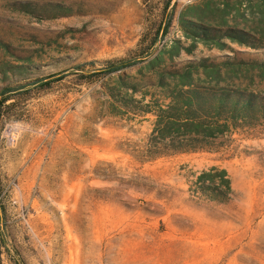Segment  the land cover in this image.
Listing matches in <instances>:
<instances>
[{
  "label": "rangeland",
  "instance_id": "374dc122",
  "mask_svg": "<svg viewBox=\"0 0 264 264\" xmlns=\"http://www.w3.org/2000/svg\"><path fill=\"white\" fill-rule=\"evenodd\" d=\"M24 1L72 14L38 18L17 9ZM162 1L149 0L147 9L142 0H0V67L29 70L6 80L0 73V100L4 87L23 86L0 122V264H264V119L231 127L214 150L149 148L155 113L171 98L147 85L158 57L167 69L201 59L264 61V0H173L169 32L144 60L78 76L106 60L140 58ZM182 14L205 27L244 30L259 47L188 38ZM44 77L51 84L40 86ZM193 77L264 93L258 67H222L211 76L199 69ZM213 166L231 179L226 203L196 192L197 175Z\"/></svg>",
  "mask_w": 264,
  "mask_h": 264
},
{
  "label": "trees",
  "instance_id": "16d2710c",
  "mask_svg": "<svg viewBox=\"0 0 264 264\" xmlns=\"http://www.w3.org/2000/svg\"><path fill=\"white\" fill-rule=\"evenodd\" d=\"M142 1L148 9L149 0ZM172 1H162L161 19L158 21L159 24L155 30L154 38L147 46V49L142 52L140 58L106 60L100 69L88 74L79 73V78L84 80L89 78L90 80L96 76L109 75L134 66L149 56L158 38L160 36L165 37L173 23L176 3L172 5ZM16 5L18 6L17 9L38 18H52L72 14L71 7L61 5L47 4L39 7L38 4L30 1L19 2ZM49 12H53L52 16L46 15L44 17V14ZM178 20L184 35L194 40L200 39L205 42H216L225 36L240 43L249 44L252 47H259L255 43L256 39H249L248 33L244 30H223L205 27L200 22L187 18L185 14L180 15ZM5 47L7 48L8 46L5 44ZM176 53H178V49L174 54H171V58ZM160 62V57L151 61V66L157 69L155 71V79L147 85L160 86L163 89V98L171 99L166 104V107H160L155 113L157 119L154 133H157V135L151 137L149 148H159L172 153L214 150V144L218 139L231 131V127L235 128L241 123L253 124L257 120L264 119V93L242 88L206 86L205 83H196L197 79L193 77L194 71H198L199 69H203L204 73L211 76L219 73L222 67L229 68L233 66L258 67L261 74L264 75L263 60L246 61L238 60L234 57H227L222 61L201 59L199 61H189L180 69L158 68ZM91 63L94 64V62ZM78 68L83 70L84 65H80ZM28 71V67L23 65H4L0 67L2 80L8 79L9 73L24 75ZM53 76L56 75H50L49 78ZM64 77L65 75H62L57 78L59 80ZM168 77H171L172 82L167 81ZM47 79L46 77L40 78L37 82L40 83V86H46L53 81L52 79ZM203 80L204 82L206 81L205 79ZM119 83L122 86L133 89L135 92L138 91L136 85H128L121 77ZM22 87L3 88L2 94L4 96L0 100V122L4 117L5 102L12 98L16 94L14 92L20 90ZM122 104L125 107L128 103L124 100ZM146 112L153 111L146 110ZM150 154L152 158L155 156L153 153ZM159 154L166 153L160 152ZM195 183L197 185L196 192H200L214 201L226 203L233 195L231 179L225 168L213 166L208 170H203L197 175ZM1 189L0 179V191Z\"/></svg>",
  "mask_w": 264,
  "mask_h": 264
}]
</instances>
